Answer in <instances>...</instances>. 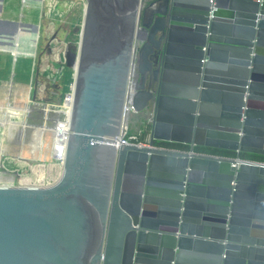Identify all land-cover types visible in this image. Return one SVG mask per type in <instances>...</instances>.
Returning <instances> with one entry per match:
<instances>
[{"label":"water","instance_id":"obj_1","mask_svg":"<svg viewBox=\"0 0 264 264\" xmlns=\"http://www.w3.org/2000/svg\"><path fill=\"white\" fill-rule=\"evenodd\" d=\"M144 2L86 0L62 174L0 185V264H264V163L193 152L264 157V0Z\"/></svg>","mask_w":264,"mask_h":264},{"label":"rangeland","instance_id":"obj_2","mask_svg":"<svg viewBox=\"0 0 264 264\" xmlns=\"http://www.w3.org/2000/svg\"><path fill=\"white\" fill-rule=\"evenodd\" d=\"M85 8L86 0H0L2 186H49L60 177ZM128 127L140 140L150 131L139 116Z\"/></svg>","mask_w":264,"mask_h":264},{"label":"flooded vegetation","instance_id":"obj_3","mask_svg":"<svg viewBox=\"0 0 264 264\" xmlns=\"http://www.w3.org/2000/svg\"><path fill=\"white\" fill-rule=\"evenodd\" d=\"M144 5H143V16H142V22H144L145 20H149L150 19V14L152 12V10L154 8H157V7H163L164 6V0H144ZM142 36L143 37H148V33L146 32H143L142 33ZM134 86L138 85L141 83V79L140 78H134ZM149 80H147V83L146 84H149ZM154 112V107L153 105H150V107H148L144 112L142 113H135L134 111L131 112L130 115H133L134 117H138L141 119V120H150V117L152 116ZM169 145V144H168ZM171 147H174V146H171ZM176 148V147H174ZM197 151H200V152H210L212 153L211 150L213 149H209V148H203V147H196L195 148ZM244 153H233L231 152V155L230 156H242Z\"/></svg>","mask_w":264,"mask_h":264},{"label":"built area","instance_id":"obj_4","mask_svg":"<svg viewBox=\"0 0 264 264\" xmlns=\"http://www.w3.org/2000/svg\"><path fill=\"white\" fill-rule=\"evenodd\" d=\"M150 120H151V117H150ZM150 120H149V126H150V122H151ZM149 140H150V131L148 133V136L144 140H142V139L140 140L137 135H130L128 126L126 127V130H125L123 138H122V142L125 143V144H137L139 146L148 145L149 144ZM173 144L174 143L163 142V141L155 142V146L159 147V148H168V149H176V150H184V149L188 150V149H190V148H188V147H186L184 145H182L183 146L182 149L171 147V145H173ZM61 148H63V147H61ZM195 148H194L193 152L200 153V154H213V155L223 156V157H232V158L237 159V160L241 159V160L254 161V162H263L264 163L263 160H258V159L253 158V157L244 158L242 156H226V155H221V154H217V153H213V152L212 153H210V152H200V151H197ZM63 152H64V149H63ZM61 155H62V153H61ZM63 158H64V156H63Z\"/></svg>","mask_w":264,"mask_h":264},{"label":"trees","instance_id":"obj_5","mask_svg":"<svg viewBox=\"0 0 264 264\" xmlns=\"http://www.w3.org/2000/svg\"><path fill=\"white\" fill-rule=\"evenodd\" d=\"M144 140V139H142ZM171 146H174L176 148H180L182 149L183 146L181 144H173ZM213 153H217V154H221V155H226V156H230L231 155V152H228V151H222V150H211ZM242 157L244 158H248V157H253V158H256L258 160H263L264 161V157L263 156H258V155H251V154H243Z\"/></svg>","mask_w":264,"mask_h":264},{"label":"bare ground","instance_id":"obj_6","mask_svg":"<svg viewBox=\"0 0 264 264\" xmlns=\"http://www.w3.org/2000/svg\"><path fill=\"white\" fill-rule=\"evenodd\" d=\"M65 154V153H64ZM61 174H62V170L60 171V173L58 174V177L59 176H61ZM42 175V174H41ZM39 176V175H38ZM41 178V177H40ZM43 178V177H42ZM60 178V177H59ZM31 179H29V178H25L24 179V182L26 183V182H29ZM40 180V179H39Z\"/></svg>","mask_w":264,"mask_h":264}]
</instances>
